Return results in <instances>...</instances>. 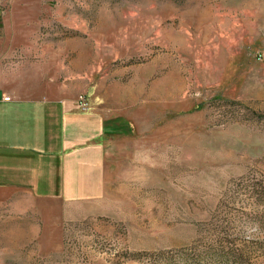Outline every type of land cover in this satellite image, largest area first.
<instances>
[{
  "label": "rangeland",
  "instance_id": "1",
  "mask_svg": "<svg viewBox=\"0 0 264 264\" xmlns=\"http://www.w3.org/2000/svg\"><path fill=\"white\" fill-rule=\"evenodd\" d=\"M0 65L111 124L101 199L0 190V264H264V0H0Z\"/></svg>",
  "mask_w": 264,
  "mask_h": 264
},
{
  "label": "crops",
  "instance_id": "2",
  "mask_svg": "<svg viewBox=\"0 0 264 264\" xmlns=\"http://www.w3.org/2000/svg\"><path fill=\"white\" fill-rule=\"evenodd\" d=\"M110 132L100 112L0 65V190L19 212L59 223L65 206L101 199Z\"/></svg>",
  "mask_w": 264,
  "mask_h": 264
},
{
  "label": "built area",
  "instance_id": "3",
  "mask_svg": "<svg viewBox=\"0 0 264 264\" xmlns=\"http://www.w3.org/2000/svg\"><path fill=\"white\" fill-rule=\"evenodd\" d=\"M4 100H9L8 97H4ZM77 106L81 111H86L89 108L88 98L83 94L77 98Z\"/></svg>",
  "mask_w": 264,
  "mask_h": 264
},
{
  "label": "trees",
  "instance_id": "4",
  "mask_svg": "<svg viewBox=\"0 0 264 264\" xmlns=\"http://www.w3.org/2000/svg\"><path fill=\"white\" fill-rule=\"evenodd\" d=\"M227 250V252H225V254H226V256L228 257L229 255H232L233 257H235L236 256V253H235V251L233 250V248H231V247H227L226 248Z\"/></svg>",
  "mask_w": 264,
  "mask_h": 264
}]
</instances>
